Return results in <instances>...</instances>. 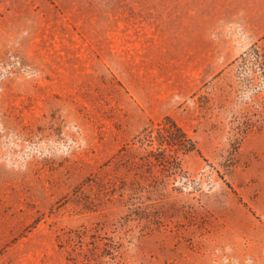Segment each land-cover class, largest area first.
I'll use <instances>...</instances> for the list:
<instances>
[{
  "label": "rangeland",
  "instance_id": "374dc122",
  "mask_svg": "<svg viewBox=\"0 0 264 264\" xmlns=\"http://www.w3.org/2000/svg\"><path fill=\"white\" fill-rule=\"evenodd\" d=\"M9 52L0 264H264V0H0Z\"/></svg>",
  "mask_w": 264,
  "mask_h": 264
},
{
  "label": "trees",
  "instance_id": "16d2710c",
  "mask_svg": "<svg viewBox=\"0 0 264 264\" xmlns=\"http://www.w3.org/2000/svg\"><path fill=\"white\" fill-rule=\"evenodd\" d=\"M157 126V133L153 129L148 128L137 139L142 144L153 147L159 154L167 151L187 154L197 150L196 142L173 118L165 117Z\"/></svg>",
  "mask_w": 264,
  "mask_h": 264
},
{
  "label": "built area",
  "instance_id": "2783aa9c",
  "mask_svg": "<svg viewBox=\"0 0 264 264\" xmlns=\"http://www.w3.org/2000/svg\"><path fill=\"white\" fill-rule=\"evenodd\" d=\"M33 70L24 63L23 57L15 52L0 55V97L3 91V82L17 76L32 77Z\"/></svg>",
  "mask_w": 264,
  "mask_h": 264
}]
</instances>
